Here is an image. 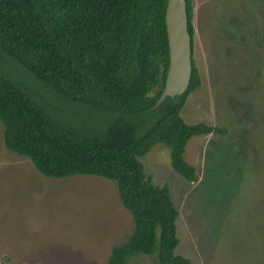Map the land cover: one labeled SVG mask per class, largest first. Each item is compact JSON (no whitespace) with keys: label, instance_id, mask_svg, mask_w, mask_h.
<instances>
[{"label":"rangeland","instance_id":"obj_1","mask_svg":"<svg viewBox=\"0 0 264 264\" xmlns=\"http://www.w3.org/2000/svg\"><path fill=\"white\" fill-rule=\"evenodd\" d=\"M192 7L200 84L180 116L226 134L186 141L183 158L195 168V182L172 169L161 143L138 160L153 184L166 185L178 212L175 254L191 264H264V0H192ZM0 77L46 111L58 110L2 52ZM131 229L114 182L40 175L4 147L0 123V264H104ZM126 264L158 262L156 253L138 254Z\"/></svg>","mask_w":264,"mask_h":264},{"label":"trees","instance_id":"obj_2","mask_svg":"<svg viewBox=\"0 0 264 264\" xmlns=\"http://www.w3.org/2000/svg\"><path fill=\"white\" fill-rule=\"evenodd\" d=\"M165 2L0 0V52L45 88L59 110L46 111L0 77L3 145L44 177L93 175L114 182L132 229L110 248L104 264L155 253L158 264H191L174 253L178 212L168 188L152 183L138 157L161 143L172 169L195 182V168L183 158L186 141L226 134L223 127L187 124L180 116L200 84L192 59V0H184L191 52L187 89L153 107L168 62Z\"/></svg>","mask_w":264,"mask_h":264},{"label":"water","instance_id":"obj_3","mask_svg":"<svg viewBox=\"0 0 264 264\" xmlns=\"http://www.w3.org/2000/svg\"><path fill=\"white\" fill-rule=\"evenodd\" d=\"M184 4V0H166L165 2L164 24L168 62L163 86L153 107H156L165 97L172 98L182 94L188 86L191 52Z\"/></svg>","mask_w":264,"mask_h":264}]
</instances>
